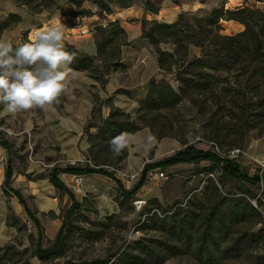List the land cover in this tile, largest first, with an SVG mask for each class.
<instances>
[{"label": "trees", "instance_id": "1", "mask_svg": "<svg viewBox=\"0 0 264 264\" xmlns=\"http://www.w3.org/2000/svg\"><path fill=\"white\" fill-rule=\"evenodd\" d=\"M89 1L95 4L99 11L107 14L112 13L111 4L120 7L133 4V0ZM14 2L17 5H26L32 12H40L54 5L53 0ZM72 2L76 11L60 7L63 15L82 17L92 13L90 9L80 8L82 0ZM200 2L204 3V0ZM224 5L225 2L222 1L204 16L180 13L173 22L141 19L142 36L154 46L159 70L169 72L176 67V87L161 74L151 77L147 83L146 94L139 100V108L134 116L111 105L108 115L103 118L101 106L111 102L109 98L100 101L96 95L92 96L91 115L84 126L88 142L84 162L81 165L54 168L49 175L50 182L71 200L50 247H42L43 234L37 218L25 207L20 193L10 187L12 168L8 162L4 170L2 188L4 192L13 193L18 198L38 227L34 254L41 260L63 256L69 235L81 241L94 242L102 239L111 225L119 224L115 221L119 214L90 219L86 212L97 213L95 206L86 197L78 201L73 192L59 179V173H100L110 177L118 185V203L119 207H122L123 204L129 203L132 195L144 184L149 169L206 159L212 161V165L218 169L217 181L208 178L199 194L191 193L185 203H174L160 214L148 207L141 212L143 218L138 221L136 230L153 231L159 237L135 240L105 260L66 261L64 264H163L167 259L179 255L188 256L195 264H264V218L260 210L262 203L256 198L257 206H254L250 199L256 196L246 187L222 189L226 179L251 183H257L259 180L258 175L249 177L242 173L240 165L234 159L228 158L230 151L241 150L235 147L241 143L232 144L231 149L224 155L187 145L156 164H145L139 180L130 190H126L114 171L109 169H118L128 154L127 148L118 155L114 154L110 148L112 138L121 133L137 132L146 126L148 113L172 109L184 99L196 102L197 98H203L201 105L208 101L223 105L227 123L246 125L247 129H259L264 133V8L245 4L226 8ZM143 6L146 12L152 14L159 11L153 0H143ZM21 20L19 14L7 13L0 21V34ZM230 20L240 23L243 29L233 35L222 34L223 26L220 21ZM94 34L95 55L77 51L67 43L64 49L74 55L70 67L86 71L88 76L103 88L111 71L126 68L120 55L121 47L128 43L126 32L119 20L94 27ZM25 41L32 40L23 32L20 42ZM162 43L172 45L171 50L160 48ZM193 50L197 52L192 53ZM120 92L130 94L125 89L115 91ZM90 128H95L96 132L91 133ZM213 140L222 145L217 137ZM0 145L7 149L10 147L6 142H0ZM207 169L212 170L213 167ZM146 204H154L160 208L156 198L147 199ZM46 214L51 215L52 212ZM6 221L17 226L14 216H8ZM83 222L91 228L78 225ZM9 260L7 252L0 254V264Z\"/></svg>", "mask_w": 264, "mask_h": 264}, {"label": "rangeland", "instance_id": "2", "mask_svg": "<svg viewBox=\"0 0 264 264\" xmlns=\"http://www.w3.org/2000/svg\"><path fill=\"white\" fill-rule=\"evenodd\" d=\"M53 1L54 5L51 8L43 9L40 12H32L26 5H17L14 0H0V6L2 7L0 8V21L7 15L5 8L8 3H14L16 6L20 7L24 13L28 14L30 17L29 19H33L30 21H34L35 23L45 21L46 18H49V24L52 23V21H55V19H53L54 17L59 14L63 15L60 7L68 11H76V6L73 4L72 0ZM153 1L158 5L159 11L156 14L157 16L151 19L163 22L175 21L180 13L204 16L207 15L211 9L219 6L222 1L226 3V0H204V3H201V0ZM256 5L255 2L250 3L251 7H256ZM95 7L96 5L89 0H82L80 6V8L85 9ZM111 7L112 14L114 15L126 10H136L144 6L143 0H133V4L129 7H120L117 4H111ZM63 16L68 19L71 25H82L85 18V16L81 17L79 15L73 16L69 14ZM141 19H135L134 16H132L126 19V22L131 23L135 21L137 23L140 22ZM220 23L223 26L221 30L222 34L233 35L239 32L236 31L234 27L226 25L224 21H220ZM29 24H31V22ZM15 26L7 30H12ZM140 30L141 34L138 39L146 43V38L142 36L141 23ZM34 32L37 34L39 30L36 29ZM138 46L141 52L140 58L143 59L144 63H146L148 59H154V56H156L154 46L151 44L146 46L139 44ZM160 48L171 50L172 45L162 43L160 44ZM196 52L197 50L192 51V53ZM175 70L176 67L174 66L169 72L159 71L158 73L176 87L174 80ZM145 86L146 85L140 87ZM115 91L109 95L111 103L112 100H114V102L118 101L114 96L118 95L125 97V95H127L121 92L115 93ZM202 99L203 98H197L196 102L184 99L172 109L148 113L146 117L147 120L145 121L146 126L127 136L128 142L133 141V143H136V135H141L144 130L147 129L152 135V143L150 146L142 145L144 149H138L141 169H135V171L133 169L132 171L131 168L130 171L126 159L118 169L114 170L111 167H109V169L114 171L116 177L119 178L125 189L130 190L139 180L141 170L145 164H156L172 156L175 152L187 145L202 150H211L224 155V153L231 149L232 144L241 143L240 146L235 147H239L241 150L245 151L250 158L245 157L242 153H238L237 156L231 154L228 158L234 159L240 165L242 173L249 177L258 175L259 180L257 183H251L245 180L235 182L226 179L222 189L234 190L236 189L235 187H246L250 189L256 196L251 199L256 200L257 198L262 203L260 205V210L264 218V169L252 160L256 158L260 161H264V133H261L259 129H247L246 125L236 126L239 124L233 125V122L227 123L223 105L219 106L212 104L210 101L201 105ZM138 108L139 103L125 112L134 116ZM34 109L0 116V142H6L10 145L8 149L0 145V254L7 252V256L10 258V260L6 261L4 264H64L66 261L89 262L94 260H105L110 257V255L125 249L127 244L135 240L159 237V235L153 231L136 230L138 221L143 218L141 212L144 208L148 207L153 210L155 209L156 213L160 214L173 206L174 203H185L191 193L199 194L201 189L206 185L208 178L217 181L219 175L218 169L212 165V161L201 159L198 162H178L148 170V172L161 171L166 176V178H161L163 180H160L157 184V187L161 189L163 193L162 203L159 202L160 208L154 204L148 205L146 204L147 200L140 196H136V192L139 189L132 195L129 203L123 204L122 207H119L118 203V188H116L114 192V204L104 203L105 198L99 194L87 193L85 194L86 198L93 205L97 206L98 211L97 213L85 211L88 213L90 219H94L95 217H97L95 219H99L104 216L103 213H107V215L119 214V216L115 218V221L119 224L111 225L104 233L103 238L94 242L81 241L79 238L69 235L67 239L68 246L65 244L63 256L41 260L34 254L38 227H36L25 207L37 218L41 226L43 234L42 247H50L56 234L49 238L46 232H50L52 229L51 223H53L55 218H62L65 210L71 204V200L68 195H65V193L61 192L50 182L49 175L54 168L81 165L84 162V158L75 161L59 155L54 156V158H49L43 154V150L46 149L45 130L35 125L32 128L25 129L22 125V120L31 118V113L34 112ZM2 110L3 105H0V111ZM157 137L158 140L156 141ZM216 137L222 144L221 146L213 140V138ZM140 143H144L143 138ZM53 147H56V145ZM131 147L134 148L136 145L133 144ZM126 148L128 152L129 147L127 146ZM8 162L11 164L13 175V177H11L10 187L20 193L25 207L13 193H6L2 188L4 170ZM211 166L213 167L212 170L207 169ZM24 171H27V173L23 176ZM16 173L22 175V182L17 180L19 175ZM29 181L36 182L37 185L33 184L29 186ZM146 181L148 185L150 182L152 183L155 181V179L149 180L146 177L145 182ZM75 188L74 194L80 195L81 191H76ZM53 197L57 198L58 209L56 208V210H58V215L52 210H40L42 207L45 208V203H53V200H51ZM96 200L101 203H96ZM49 211L52 212L51 215L46 214ZM109 211L111 212L108 213ZM100 212L102 213L100 214ZM8 216L16 217L17 226L8 224L6 221ZM78 225L91 228L85 222L79 223ZM133 253L136 254V252ZM163 264L195 263L188 256L179 255L167 259Z\"/></svg>", "mask_w": 264, "mask_h": 264}, {"label": "crops", "instance_id": "3", "mask_svg": "<svg viewBox=\"0 0 264 264\" xmlns=\"http://www.w3.org/2000/svg\"><path fill=\"white\" fill-rule=\"evenodd\" d=\"M252 2H255L257 4L256 7L258 8L264 7V0H226L225 7L233 8L240 4L250 6V3ZM0 8L2 7L0 6ZM5 9L7 13L13 12L19 14L22 20L12 30L6 29L2 31L0 36L8 34L13 37L14 42L16 43L20 42L23 32L27 33V38L29 40H33L36 36L34 30L37 29L39 32H43L51 27L60 26L64 33L63 46H65L66 43L70 44L77 51L89 55L96 54L94 27L105 25L109 21L119 20L121 26L124 28L128 44L121 47L120 58L121 62L126 64L125 69L111 71L108 75L105 86L101 88L96 81L88 76L86 71L74 70L68 65L69 70L65 78L66 90L58 98L57 102L47 110L38 108L34 109V112L31 113V118H25L22 120V125L25 129L32 128L35 125L40 128L42 127L45 130L46 149L43 150V154L47 157L54 158V156L59 155L75 161L85 158L88 142L84 132V126L91 115L93 107L92 96L96 95L100 101H105L116 89H125L129 91L130 94L125 95V97L116 95L114 97H116L118 101L114 102V100H112L111 104L103 103L101 106V115L105 118L110 111L111 105L119 107L124 111H129L137 105L139 100L144 98L149 79L159 74L158 72L160 70L156 63V56H154V59H148L146 63L140 58L141 52L138 45L143 44L146 46L149 44L146 39V43H143V41L138 39L141 34L140 22H126V19L132 16H134L135 19H151L155 18L157 15L146 12L144 7L137 8L136 10H126L114 15L112 13L107 14L104 11H99L98 8L95 7L90 8L92 13L89 16H85L82 25H71L69 24L68 19L61 14L54 17L53 19H55V21H52L50 24L49 18H46L45 21L35 23L34 21H30L33 19H29L30 17L28 14L24 13V11L14 3H8ZM30 22L31 24H29ZM224 22L226 25L234 27L236 31L243 29V26L238 22L232 20ZM143 85L146 86L140 87ZM89 131L94 133L96 132V129L90 128ZM128 135L129 134H127V136ZM142 138L144 139L143 144L140 143ZM135 142L136 143H133V141L128 142L129 150L126 163H128L130 171L131 168L132 171L133 169L134 171L135 169H141L138 149H144L143 146L145 145L150 146L152 143V135L146 129L141 135H136ZM133 144L136 145V147L132 148L131 146ZM54 145H56V147H53ZM243 155L250 158L245 151H243ZM26 173L27 171H24L23 176ZM17 175H19L17 180L22 182V175L20 173ZM58 177L74 194L75 183L73 180V174L60 173ZM153 179H155V181L152 183L150 182V185H147V181L144 182L136 192V196H140L145 200L156 198L162 203L163 193L162 190L157 187V184L163 179L157 177ZM33 184L37 185L36 182L29 181V186H32ZM79 187L81 194H74L78 201H81L86 197L85 194L89 193L103 196L105 198L104 203H115L113 197L118 185L106 175L100 173L82 175V181ZM51 200H53V203H45V208L42 207L40 210H52L58 215V210H56V208L58 209L57 198L53 197ZM96 203L101 202L96 200ZM94 206L97 209V206ZM102 212H100V214ZM110 212L111 211L108 213ZM103 215H107V213H103ZM61 220L62 218L60 217L53 220V223H51L52 229L50 232H46V235L49 238L56 234L61 225Z\"/></svg>", "mask_w": 264, "mask_h": 264}, {"label": "clouds", "instance_id": "4", "mask_svg": "<svg viewBox=\"0 0 264 264\" xmlns=\"http://www.w3.org/2000/svg\"><path fill=\"white\" fill-rule=\"evenodd\" d=\"M60 26L36 34L28 42H16L12 36H0V116L34 108L47 110L66 90L65 78L74 55L63 46ZM128 146L127 134L110 141L118 155Z\"/></svg>", "mask_w": 264, "mask_h": 264}, {"label": "built area", "instance_id": "5", "mask_svg": "<svg viewBox=\"0 0 264 264\" xmlns=\"http://www.w3.org/2000/svg\"><path fill=\"white\" fill-rule=\"evenodd\" d=\"M238 153H242L243 154V150L234 149V150L230 151V154L229 155L232 154V155L236 156ZM252 160H253V162L257 163L262 169H264V161H260V160H258L256 158H253ZM146 177L149 180H151L153 178H156V177L157 178H160V179L161 178H166V176L164 175V173L161 172V171H149V172H147ZM73 180H74V183H75V187H76L75 189H76V191H79L80 190L79 189V185H80V183L82 181V175H80V174H73ZM250 202L254 206H257L255 199H251Z\"/></svg>", "mask_w": 264, "mask_h": 264}]
</instances>
